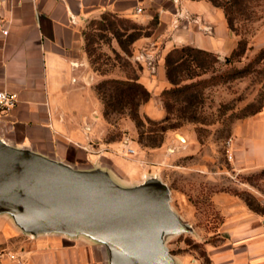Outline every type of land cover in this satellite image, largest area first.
Masks as SVG:
<instances>
[{"label": "rangeland", "instance_id": "rangeland-1", "mask_svg": "<svg viewBox=\"0 0 264 264\" xmlns=\"http://www.w3.org/2000/svg\"><path fill=\"white\" fill-rule=\"evenodd\" d=\"M218 1L226 4V0ZM226 6L228 14L220 7L227 26L237 42L247 43L245 51L240 55L213 53L203 57L206 72L200 73L194 63V76L178 85L193 84L190 88L167 95L164 91L174 87L169 82L170 86L156 99L163 112L160 117L141 111L151 94L145 102L131 106L118 102L111 84L97 88L102 82L123 80L126 75L139 76L148 59L146 47L135 42L155 31L156 19L144 24L134 18L108 16L90 20L84 29L88 79L92 73L98 77L95 93L102 103L103 97L111 103L106 110L103 105L104 138L115 141V153L140 169L138 176L115 169V176L126 184L157 176L169 186L171 207L194 228L193 233L166 238L170 252L182 264H211L208 250L221 249L227 243L225 225L234 216L223 207L225 198H232L264 219V168H237L231 150L234 126L264 104V0H233ZM175 78H186V73L176 74ZM123 140L134 149L133 153H127ZM5 227L12 230L8 242L27 251L31 264H36L35 256L49 252L53 257L54 251L58 253L55 264H106L105 249L85 237L54 233L30 237L8 216L0 215V233ZM0 249L11 248L1 244Z\"/></svg>", "mask_w": 264, "mask_h": 264}, {"label": "crops", "instance_id": "crops-1", "mask_svg": "<svg viewBox=\"0 0 264 264\" xmlns=\"http://www.w3.org/2000/svg\"><path fill=\"white\" fill-rule=\"evenodd\" d=\"M105 13L157 21L155 31L135 42L146 47L148 60L138 80L151 94L141 106L150 116L163 113L156 99L170 86L169 50L191 45L225 56L237 43L222 8L209 0H0V90L17 93L15 108L0 117V137L75 166L97 163L138 176L137 164L117 155L118 144L104 138L103 103L94 89L98 77L92 73L88 79L84 29ZM231 150L237 168H264V104L234 126ZM223 207L234 218L225 225L227 243L208 250L211 264H264V219L232 198ZM10 233V228L0 233V245L16 258L2 257L0 264H31L27 251L8 242ZM54 253L33 259L55 264Z\"/></svg>", "mask_w": 264, "mask_h": 264}, {"label": "water", "instance_id": "water-1", "mask_svg": "<svg viewBox=\"0 0 264 264\" xmlns=\"http://www.w3.org/2000/svg\"><path fill=\"white\" fill-rule=\"evenodd\" d=\"M0 215L30 237H85L105 249L106 264H182L166 238L194 232L157 176L122 183L109 166H75L2 137Z\"/></svg>", "mask_w": 264, "mask_h": 264}, {"label": "trees", "instance_id": "trees-1", "mask_svg": "<svg viewBox=\"0 0 264 264\" xmlns=\"http://www.w3.org/2000/svg\"><path fill=\"white\" fill-rule=\"evenodd\" d=\"M213 5L223 6L226 14H228L226 4H230L233 0H226V4H222L218 0H209ZM108 16H116L111 13H105L100 18H106ZM95 20V19H93ZM150 35V32L147 34ZM247 43L244 40H240L236 43V46L230 52V55H240L246 49ZM214 55L213 52L203 50L191 45H183L180 47H174L169 50L165 55V73L167 80L174 86L169 90H165V94H169L176 90L180 91L181 88H190L193 84H185L184 86L178 87L180 82L184 79H191L194 75L191 73V67L195 63V67L200 68L201 72H206L208 69L205 66V60L203 57ZM229 61V57L225 59ZM181 72L186 73V78L176 79L175 75ZM198 74V73H197ZM137 76L126 75L123 80L112 79L110 81L100 83L97 88L100 89L104 84H111V86L117 91V100L119 103H130L131 106H137L142 102H145L149 97V91L137 81ZM110 102L106 101L103 97L104 109L110 107ZM106 113V111H105ZM137 119V115L132 116Z\"/></svg>", "mask_w": 264, "mask_h": 264}, {"label": "built area", "instance_id": "built-area-1", "mask_svg": "<svg viewBox=\"0 0 264 264\" xmlns=\"http://www.w3.org/2000/svg\"><path fill=\"white\" fill-rule=\"evenodd\" d=\"M140 9H137V12H139ZM2 33H6L7 31L5 29H1ZM17 105V93L14 91L9 90H0V117L9 114ZM127 145L126 151L127 153L131 154L134 152V149L128 145V142L126 140L125 142ZM8 256L11 259L16 258V255L8 250L0 249V259L2 257ZM19 264H22L21 261H19Z\"/></svg>", "mask_w": 264, "mask_h": 264}, {"label": "bare ground", "instance_id": "bare-ground-1", "mask_svg": "<svg viewBox=\"0 0 264 264\" xmlns=\"http://www.w3.org/2000/svg\"><path fill=\"white\" fill-rule=\"evenodd\" d=\"M177 136L180 138V139H184V137H182L181 135L177 134Z\"/></svg>", "mask_w": 264, "mask_h": 264}]
</instances>
